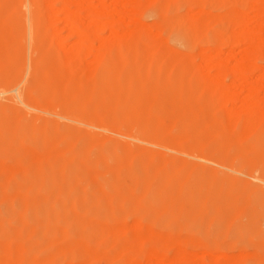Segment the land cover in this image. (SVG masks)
I'll return each mask as SVG.
<instances>
[{
	"label": "rangeland",
	"instance_id": "rangeland-1",
	"mask_svg": "<svg viewBox=\"0 0 264 264\" xmlns=\"http://www.w3.org/2000/svg\"><path fill=\"white\" fill-rule=\"evenodd\" d=\"M0 264H264V0H0Z\"/></svg>",
	"mask_w": 264,
	"mask_h": 264
},
{
	"label": "bare ground",
	"instance_id": "bare-ground-1",
	"mask_svg": "<svg viewBox=\"0 0 264 264\" xmlns=\"http://www.w3.org/2000/svg\"><path fill=\"white\" fill-rule=\"evenodd\" d=\"M262 141H263V140H262ZM260 143H261V142H260ZM205 161H207V160H205ZM218 164H219V163H218ZM222 165L224 166V164H222ZM222 165H221V166H222ZM221 166H220V167H221Z\"/></svg>",
	"mask_w": 264,
	"mask_h": 264
}]
</instances>
